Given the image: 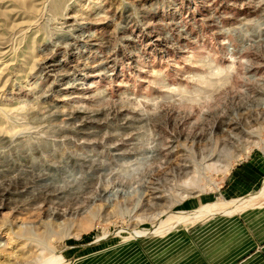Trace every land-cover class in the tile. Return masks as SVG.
<instances>
[{"label": "rangeland", "instance_id": "rangeland-1", "mask_svg": "<svg viewBox=\"0 0 264 264\" xmlns=\"http://www.w3.org/2000/svg\"><path fill=\"white\" fill-rule=\"evenodd\" d=\"M11 239L0 264H264V0H0Z\"/></svg>", "mask_w": 264, "mask_h": 264}, {"label": "bare ground", "instance_id": "bare-ground-1", "mask_svg": "<svg viewBox=\"0 0 264 264\" xmlns=\"http://www.w3.org/2000/svg\"><path fill=\"white\" fill-rule=\"evenodd\" d=\"M214 211H219L217 209V204L206 205V206L202 207L198 212L196 211V213H187V214L177 213L175 215H170L168 218H166V216H168V215L164 214L160 217L161 220H160V223H159L160 226L158 227V229H164L166 227H170L172 225H175L180 220L185 219L187 217H194L196 215H207V214L209 215V214L213 213ZM162 220H163V222H161ZM13 248H14V241L11 239L9 242V247H8L9 251H7L5 253L0 252V257H4V260H6V261L12 259L13 256L8 252L15 250L16 247L14 249ZM20 256H21L20 254L16 255V257H20ZM6 261H4V262H6ZM1 262H2V259H1Z\"/></svg>", "mask_w": 264, "mask_h": 264}]
</instances>
